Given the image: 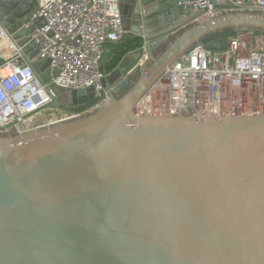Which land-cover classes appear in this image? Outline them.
I'll return each mask as SVG.
<instances>
[{
  "label": "water",
  "instance_id": "water-1",
  "mask_svg": "<svg viewBox=\"0 0 264 264\" xmlns=\"http://www.w3.org/2000/svg\"><path fill=\"white\" fill-rule=\"evenodd\" d=\"M119 1L122 43L140 49L98 94L52 86L79 117L0 136V264H264V117L133 114L189 48L225 51L264 32V13L199 19L182 0ZM35 5L0 1V24L48 84L59 72L33 62L32 41L46 21L24 27Z\"/></svg>",
  "mask_w": 264,
  "mask_h": 264
},
{
  "label": "built area",
  "instance_id": "built-area-1",
  "mask_svg": "<svg viewBox=\"0 0 264 264\" xmlns=\"http://www.w3.org/2000/svg\"><path fill=\"white\" fill-rule=\"evenodd\" d=\"M230 2L232 8H217L213 0H182L200 13L199 19L222 11L264 13V0ZM119 4V0H36L24 27L39 17L46 21L32 41L40 48L33 62L50 60L52 74L59 72L48 84L0 24V136L21 135L79 117L71 113L38 124L43 113L60 110L52 86L66 91L94 88L97 94L102 89L107 45L120 44L125 34ZM255 31L229 38L225 51H211L203 44L189 48L136 102L134 116L187 112L195 117H264V34L256 36Z\"/></svg>",
  "mask_w": 264,
  "mask_h": 264
},
{
  "label": "trees",
  "instance_id": "trees-1",
  "mask_svg": "<svg viewBox=\"0 0 264 264\" xmlns=\"http://www.w3.org/2000/svg\"><path fill=\"white\" fill-rule=\"evenodd\" d=\"M261 32V31H260ZM264 33V32H261ZM142 46L141 40H131L125 43H120L115 47H110V51L105 55L103 59L102 69L106 71V73L110 74L113 70H115L121 60L130 52H135Z\"/></svg>",
  "mask_w": 264,
  "mask_h": 264
},
{
  "label": "rangeland",
  "instance_id": "rangeland-1",
  "mask_svg": "<svg viewBox=\"0 0 264 264\" xmlns=\"http://www.w3.org/2000/svg\"><path fill=\"white\" fill-rule=\"evenodd\" d=\"M262 34H264V33H261L258 31L256 32V36L262 35ZM60 110L53 109L51 111H47V112L43 113L40 117V120H39L40 122L38 124L51 123V122L57 121L59 119L68 118L71 115V113L69 111L62 110V109H60Z\"/></svg>",
  "mask_w": 264,
  "mask_h": 264
},
{
  "label": "crops",
  "instance_id": "crops-1",
  "mask_svg": "<svg viewBox=\"0 0 264 264\" xmlns=\"http://www.w3.org/2000/svg\"><path fill=\"white\" fill-rule=\"evenodd\" d=\"M119 45V44H118ZM116 45H114V44H108L107 45V53L110 51V47H115ZM133 54H135V52H130V53H128L127 55H133ZM106 72V71H105ZM107 75H108V73H106Z\"/></svg>",
  "mask_w": 264,
  "mask_h": 264
},
{
  "label": "bare ground",
  "instance_id": "bare-ground-1",
  "mask_svg": "<svg viewBox=\"0 0 264 264\" xmlns=\"http://www.w3.org/2000/svg\"><path fill=\"white\" fill-rule=\"evenodd\" d=\"M61 111V110H60ZM66 115V114H65ZM49 120V119H48Z\"/></svg>",
  "mask_w": 264,
  "mask_h": 264
}]
</instances>
